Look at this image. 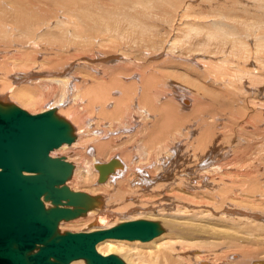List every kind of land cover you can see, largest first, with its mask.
<instances>
[{"label": "bare ground", "instance_id": "1", "mask_svg": "<svg viewBox=\"0 0 264 264\" xmlns=\"http://www.w3.org/2000/svg\"><path fill=\"white\" fill-rule=\"evenodd\" d=\"M194 1L56 0L51 14L38 4L39 11L0 14V106L35 114L48 96L39 112L51 110L68 125L70 141L48 151L70 164L63 185L74 202L57 204L77 212L63 219L76 216L86 197L81 176L90 178L88 187L103 181L85 206L96 197L100 210L114 205L100 214L107 221L112 211H167L159 235L156 226L145 240L105 238L94 245L97 254L116 256L108 253L141 241L146 248L133 264H264V184L257 179L264 177V132L256 124L264 99L247 100L243 84L247 78L263 92L264 0H199L204 8L192 14ZM25 54L33 57L19 69ZM221 109L242 117L244 127L250 121L244 138L260 132L244 158L233 152L236 143H219L231 123ZM82 259L89 264L85 257L67 264Z\"/></svg>", "mask_w": 264, "mask_h": 264}, {"label": "water", "instance_id": "2", "mask_svg": "<svg viewBox=\"0 0 264 264\" xmlns=\"http://www.w3.org/2000/svg\"><path fill=\"white\" fill-rule=\"evenodd\" d=\"M69 141L68 125L51 110L29 114L0 106V264H67L77 257L89 264H122L114 255L97 254L94 245L105 238L145 240L157 233L156 224L143 219L90 232L54 233L58 220L77 212L57 204L71 201L63 185L70 164L48 155ZM40 196L53 205L45 208ZM35 244L40 245L30 253Z\"/></svg>", "mask_w": 264, "mask_h": 264}, {"label": "rangeland", "instance_id": "3", "mask_svg": "<svg viewBox=\"0 0 264 264\" xmlns=\"http://www.w3.org/2000/svg\"><path fill=\"white\" fill-rule=\"evenodd\" d=\"M32 1H33V4L30 3ZM35 1H37V2H35ZM198 1L199 0L194 1V4L191 5V7H190V10H191V8L193 10L192 11V14H197V13L199 14L200 12H202V11H197V7L200 8L201 10L204 8L203 2L200 3V1L199 2ZM184 3H186V1ZM198 4H202V5H198ZM36 5H37L38 8L40 7V5L43 6V7H49L50 14L56 8H58L57 3H56V0L54 2L52 0H51V2L49 0H0V14H18V13H20L23 10H26V12L30 11V13L33 12V11H37V10L39 11V9L37 7L35 8ZM194 5H196V6H194ZM2 7H5V10L3 12L1 11V8ZM31 8H32V10H31ZM33 9H35V10H33ZM57 14H58V12H57ZM234 14H239V15H237L238 19H242V20H246V21H250V22L252 21L251 19L247 20L246 16H243L242 14H240L238 12L237 13H234ZM249 17L250 18L252 17V19L255 20L254 22L261 21V17H260L259 14H253V15H250ZM208 21L211 22V20H208ZM209 22L201 23V25H199L198 27L207 28L206 25L209 24ZM254 24H256V23H254ZM210 29H212V28L210 27ZM186 31H187V29H184V31H181L180 32V36H182ZM249 42H251V40ZM249 45L252 46L253 43H249ZM41 47L43 48L44 45H42ZM36 49H37V47L34 48V49H32L31 52L34 51V50H36ZM251 56H254V55H251ZM32 57H33L32 55H27V54H25L23 56H20L19 63L17 65V66H19V69H21L26 64L30 63V60H31ZM254 61H255V64H256L257 60L254 59ZM120 66H124V64H120ZM106 69H110V67L109 66H106ZM81 70H82L81 67H78L77 68V71H81ZM262 77H264V72H263ZM31 84L32 85H35V81H32ZM243 84H244V86L249 87V89L248 88L246 89L245 94H244L246 96V94L248 93V96L246 97L247 100L256 101V100L261 99V98L264 99V96H261L262 93L264 94V84L260 83L259 84L260 87L258 88V89H260L262 87V91L263 92H259L257 90V88L254 87V85H252L251 83H249V81H247V78H244L243 79ZM256 92H258L259 94H257ZM259 97H261V98H259ZM48 98H49L48 96H40L41 102L39 104H37V107L36 106H31V105H29L28 107L29 108H35L36 107V110L37 111H35L34 113H37V112H39L38 109L39 108L40 109L42 108V105H43L44 100L45 99H48ZM28 99H29V97L27 99L23 100V101L29 102ZM217 111L222 112V113L228 112L229 113V116H230V119H231L230 129L228 130V132H226L227 130L225 131L226 134L221 137L219 143H222L223 144L224 142H227V141H232L233 143H236L238 145V147H237L238 149L237 150H234L233 152L235 153L236 156H238L240 158H244L243 155L244 156L247 155L246 150L249 149L251 151L253 149V147H250L249 146V143H251V141H252L251 139L252 138H255V141L261 140L262 137H259L260 135H258L260 132L259 133H256V134H253V135H248L249 137L247 136L246 138H244V135L245 134L242 135V133H244L243 132V127L244 126H243V123H242V119L243 118L240 117V116H238V115L233 114L228 109H221V110H217ZM249 122L245 125L244 128H247L249 126ZM256 124L257 125H261L260 129L263 128L262 131L264 132V116H263V114H261V121L259 120ZM216 131L217 132L218 131H221L222 132V130H220V129H218ZM250 136H251V138H250ZM252 143H254V142H252ZM218 148L220 149V145L217 146V149ZM259 150H263L264 151V148H261ZM60 153L61 152L54 151L53 152V156H58V155H60ZM256 154H257V151L254 153V155H256ZM250 177H256V176H250ZM257 179L259 181H262L260 183V185L261 184H264V177L263 176H257ZM81 180H82L81 181V183H82L81 187L82 188L81 189L78 188V190L81 191L83 194L84 193L86 194V197L84 195L83 202L81 203V206L82 207L81 206H80L81 208L79 207V213L76 216L71 217L69 219H63V220L60 221V224H59L60 225L59 234L60 233L62 234V233H65V232H90V231H94V230L110 228L112 226L118 225V224H120L122 222H125V221L140 220V219L148 220V221H152V222L156 223L157 230L159 231L157 235H159L160 233H162L161 231L163 229L162 228L163 221L161 220V215L164 214L163 212H158V214L157 213H153V215L150 216L148 213L146 214V212H141V210L140 211H137V210L136 211H134V210L133 211H129L128 209H124L122 211H112L110 213V215L108 216V217H110V219L107 221V219L103 215H100V214H101L102 211H107V210L114 209V205L112 207L104 206L100 210L101 207H98V205H99L98 203L100 202V199L101 198L99 199L98 197H96V199H97L96 201H98L97 203L95 202L96 205L95 206L90 205L87 208V206H85V205H88L87 204L88 201H93L94 200V198L91 196V193H92L91 190H99L100 189L99 184L97 183V182H100L99 181V176H98V179H96L94 181L92 187H88L87 186V183L90 180L89 177L81 176ZM233 180H236V178H233ZM167 181L170 183L169 180H167ZM102 182L103 181H101L100 183H102ZM68 184L72 186L71 183H68ZM68 184H66V185H68ZM75 190H77V189H75ZM97 193H95L93 195L96 196ZM99 193H101V192L99 191ZM99 193H98V196H99ZM86 199H88V200H86ZM86 209H87L88 212L86 211ZM86 212H87V216H86ZM165 213L166 214H164V215L166 216L168 213H167V211H165ZM100 216H102L104 218L98 219V217H100ZM75 217H76V219L73 220ZM80 219H82V220L80 221ZM96 219L98 220V222H97ZM114 241H127V242H131L129 240H114ZM133 241H138V240H133ZM145 242H148V241H145ZM141 243H142L141 241H138V244L137 245L125 247L123 251H113V252L108 253V254H115L125 264H133L134 262H137L136 257L139 255L138 252H141V251H143L146 248V246L142 245ZM82 260H83L84 264H88V262H87L86 259H82ZM262 260L264 261V259H262ZM146 262L147 261H145V263Z\"/></svg>", "mask_w": 264, "mask_h": 264}]
</instances>
